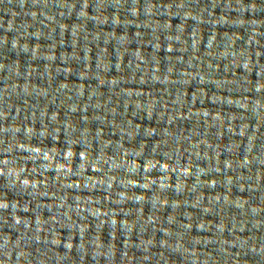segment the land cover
<instances>
[{"label": "water", "instance_id": "obj_1", "mask_svg": "<svg viewBox=\"0 0 264 264\" xmlns=\"http://www.w3.org/2000/svg\"><path fill=\"white\" fill-rule=\"evenodd\" d=\"M0 264H264V0H0Z\"/></svg>", "mask_w": 264, "mask_h": 264}]
</instances>
